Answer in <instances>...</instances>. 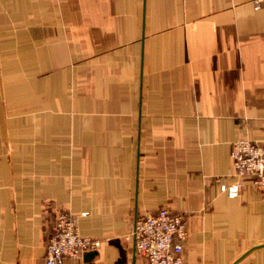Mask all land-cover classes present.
<instances>
[{
    "label": "crops",
    "instance_id": "crops-1",
    "mask_svg": "<svg viewBox=\"0 0 264 264\" xmlns=\"http://www.w3.org/2000/svg\"><path fill=\"white\" fill-rule=\"evenodd\" d=\"M241 139L264 145V0H0V264H46L62 212L101 242L64 264H149L131 234L163 208L183 264H264V189L221 190Z\"/></svg>",
    "mask_w": 264,
    "mask_h": 264
},
{
    "label": "built area",
    "instance_id": "built-area-1",
    "mask_svg": "<svg viewBox=\"0 0 264 264\" xmlns=\"http://www.w3.org/2000/svg\"><path fill=\"white\" fill-rule=\"evenodd\" d=\"M259 7L257 6V9ZM232 162L238 182L221 187L230 198H237L245 181L264 189V145L248 139L233 144ZM189 237L185 217L163 208L155 215L140 217L131 238L137 254L149 264H183L184 242ZM101 242L80 233L77 218L59 213L46 246V264H64L65 258L82 259L98 251Z\"/></svg>",
    "mask_w": 264,
    "mask_h": 264
},
{
    "label": "water",
    "instance_id": "water-1",
    "mask_svg": "<svg viewBox=\"0 0 264 264\" xmlns=\"http://www.w3.org/2000/svg\"><path fill=\"white\" fill-rule=\"evenodd\" d=\"M120 250H121V253H120V258L119 260L115 263V264H128V259H127V254L125 252V250L119 246ZM134 251L136 252V248H135V244H134ZM99 255L98 251H95V252H91V253H88L86 254L85 256V260L87 262H91L93 261L97 256ZM136 258V256H135ZM135 261V259H134ZM238 263V262H237ZM236 263V264H237Z\"/></svg>",
    "mask_w": 264,
    "mask_h": 264
}]
</instances>
